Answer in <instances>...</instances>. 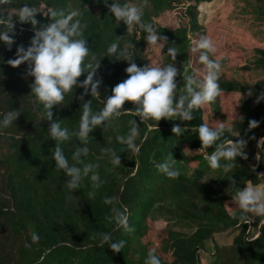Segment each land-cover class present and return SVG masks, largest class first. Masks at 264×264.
I'll list each match as a JSON object with an SVG mask.
<instances>
[{"label": "trees", "instance_id": "16d2710c", "mask_svg": "<svg viewBox=\"0 0 264 264\" xmlns=\"http://www.w3.org/2000/svg\"><path fill=\"white\" fill-rule=\"evenodd\" d=\"M213 0H148L144 7L146 22H151L162 36L168 40L163 48L158 44L163 66L171 64L167 56L168 46L177 50L180 63L179 84L184 94V78L192 75L203 79L206 68L199 63L200 50H194V41L206 35L198 19V6ZM264 9V0H253ZM111 0H109V3ZM141 3V0H133ZM27 3L36 7L40 13L36 19L40 25H46L50 18L42 13V7L57 10L79 9L91 55L100 60L94 80H100V97L85 96L80 100L83 89L77 88L66 95L62 106H54L53 121L61 122L71 132L79 128L81 108L84 102L92 99L93 111H99L111 94L112 89L127 78L126 61H114L106 54L107 47L120 38L121 47L131 54L133 63L138 67L151 65L154 61L147 51L150 44L145 40L146 33L137 26L128 29L120 22L116 23L103 0H3L16 15L17 10ZM175 13L179 25L169 29L157 23L164 14ZM264 13V12H263ZM135 29V31H132ZM14 44L11 50L0 42V114L9 110L21 111V115L10 128L0 133V264H145L150 250L160 257L162 264H202L200 251L205 249V242L216 234H222L238 228L243 223L239 218L243 213L239 207L232 213L227 206L233 204V192L229 191V177L233 176L237 187L264 185V151L261 166L253 171L247 165H241L237 157L236 166L229 173L223 169H211L205 157L213 148H201L196 129L201 124L215 127L223 124L225 135L234 142L236 136L247 140L251 150L256 149L258 139L264 135V101L255 103L257 96L264 91V79L252 82H240L226 78L220 73L221 95H241L237 112L239 119L228 124L229 115L220 101L198 110H194L192 121L180 120L158 122V130L149 128L155 121L140 123L139 117L129 113L119 118L116 127L103 131V126L90 133L89 155L85 162L98 163V172L105 181L96 190L94 198H89L92 191L90 182L85 180L81 189L72 195L65 187L66 177L55 169L52 153L55 142L48 135L49 122L42 115L34 98L30 96V84L33 78L26 75L28 66L22 64L12 68L7 64L16 58L19 46L27 48L34 35L29 24L15 21ZM132 42L134 48L128 47ZM167 43V42H164ZM173 44V45H172ZM254 51L253 67L264 73V47L251 46ZM226 54V53H225ZM160 56V57H159ZM218 54L213 59L221 60ZM228 60L226 56L222 60ZM91 56L86 58V63ZM248 70V68L244 69ZM87 73L78 78L83 81ZM252 96H247L249 91ZM135 105L126 102L124 110H134ZM134 119L139 129L136 143L140 146L139 154L123 151L124 146L116 142V135L126 134ZM255 120L259 127L248 130V122ZM175 124L184 127L180 136L173 135ZM255 137V139H251ZM76 136L61 145L66 157L72 162V153L78 144ZM114 149L121 166L113 167L103 148ZM176 160L174 168L180 172L178 178H168L156 165ZM223 163V161H222ZM263 175L260 176V173ZM207 180H203L204 178ZM105 196L114 197L117 206L128 211V223L132 232L110 222V206L103 204ZM264 217L253 218L252 223ZM167 225L158 228L157 224ZM249 224L242 225V231L229 246H214V260L210 264H264V228L261 236L251 242L245 241ZM39 236L32 243L31 235ZM104 233L111 235L113 242L126 241L121 252L114 253L102 242ZM31 244L26 247L25 244Z\"/></svg>", "mask_w": 264, "mask_h": 264}, {"label": "clouds", "instance_id": "9594fccd", "mask_svg": "<svg viewBox=\"0 0 264 264\" xmlns=\"http://www.w3.org/2000/svg\"><path fill=\"white\" fill-rule=\"evenodd\" d=\"M103 2L116 23L123 22L127 26V31L137 26L147 34L145 36L147 44L154 46L162 44L163 48L168 45L167 38L162 36L151 22L143 19L144 7L148 5V0H141L139 4L133 0H111L110 3L109 0H103ZM0 5H3V0H0ZM6 11L7 15H5ZM40 12L27 3L17 10L15 16L10 15L7 9L0 8V42L11 50L15 42L16 20L21 24L31 25L34 30L30 46L17 47L16 58L8 60L7 64L14 69L22 64L28 66L26 75L33 78L30 84V96L34 98L38 108L42 107V115L49 122L47 132L51 140L55 142V151L51 154L52 160L55 163V169L62 171L66 177L65 187L71 195L74 191L81 189L84 181L88 180L92 189L88 196L94 198L96 190L105 183L97 171L100 165L85 162V158L89 155L88 145L92 139L89 134L97 128L103 126V131L114 129L119 118L129 113L133 114V117H139L140 123L143 124L147 121H155V124H149L148 127L156 130H158V122L162 119L168 121L179 119L181 123L192 121L194 110L211 104L223 91L218 82L223 66L218 60L212 58L217 52V47L213 39L207 35L194 41V50H200L199 63L205 66L206 74L202 80L192 75L186 76L183 85L184 94L178 97L176 83L178 71L174 64L163 67L146 64L138 67L132 62L131 54L121 47V37L117 36V39L107 47L104 57L107 56L114 61L128 62L129 66L125 69L127 78L112 89V94L103 101L99 111H93L92 99L84 102L80 111L79 128L70 133L67 127H62L61 122L53 121L51 110L54 106H62L66 95L73 93L77 88L84 90L79 97L82 101L88 95L100 97L98 88L101 81L94 80L100 67V60L96 61L95 56L91 55L92 50L88 47L87 38L84 35L87 25L82 22V13L79 9L65 11L48 8L44 15L50 18V22L38 27L39 21L36 17ZM127 46L134 48L130 41ZM166 55L175 61L176 48L168 46ZM90 56L91 60L86 63V58ZM85 73H87L86 78L78 82V78ZM252 95L250 90L247 96ZM261 101H264V91L257 96L255 103L259 104ZM126 102L135 105L134 110L122 111ZM21 114L20 110H9L0 114V133L15 124ZM128 124L130 127L127 133L116 135L115 140L124 146L123 151L138 155L140 146L136 141L140 134V127L134 119L129 120ZM257 127H259L258 121L248 122L249 131ZM171 131L173 135L180 136L184 132V127L175 124ZM196 131L201 148L209 149L214 146V150L210 153L206 151L204 157L211 169H223V172L227 174L237 165V157L243 160L248 159L245 151L248 141L238 139L234 142L229 139L225 135L227 130L222 123L215 127L201 124ZM73 135L77 137L79 143L74 146L75 150L70 163L61 145L71 141ZM239 135L240 133L237 136ZM257 147L264 151V137L257 142ZM102 152L113 167L121 166V159L114 149L106 147L102 149ZM255 159L259 161L261 156L258 154ZM175 162L176 160L172 157L170 160L157 164L156 167L168 178H178L180 172L174 168ZM228 181L229 191L233 192L232 200L243 213L251 214L241 215L239 218L243 222L241 224L250 223L253 218L264 217V186L252 185L249 182L248 185L240 188L237 187L233 176L229 177ZM102 202L110 206V215L107 217L110 222L125 232L134 231L128 223L126 207L117 206L114 197L105 196ZM259 225L264 228V219L259 221ZM260 235L261 233H257L256 238L258 239ZM101 239L114 253L121 252L126 244L124 240L113 242L108 233L102 234ZM38 240L39 236L33 233L32 243ZM25 246L31 247V244L26 243ZM145 264H162V262L155 251L150 250Z\"/></svg>", "mask_w": 264, "mask_h": 264}, {"label": "rangeland", "instance_id": "374dc122", "mask_svg": "<svg viewBox=\"0 0 264 264\" xmlns=\"http://www.w3.org/2000/svg\"><path fill=\"white\" fill-rule=\"evenodd\" d=\"M212 2L211 4L203 3L198 6V19L206 35L213 39L217 47V52L215 54L221 57L219 62L223 66L221 71L222 74H225L228 79L240 82H252L264 79V73L256 71L253 67L255 56L254 51L250 48L253 45L258 46V44H264V9L253 0H213ZM0 8L7 9L10 15L14 14V12L4 4L0 5ZM46 11L47 8L42 7V13L44 14ZM7 14L6 11L5 15ZM157 23L169 29H176L177 25H179L174 12L162 15L157 20ZM132 31H135V29H132ZM221 51L224 52V55ZM147 53L152 60H154L151 62L150 66L162 67L163 61L161 57L160 59L157 58V55L160 53L159 45H151ZM223 56H226L228 60L226 61L225 58V62H223ZM171 64H174L178 71L176 77L177 83L180 68L178 58L176 57L175 61L172 60ZM246 68H248V70H244ZM178 90L179 87L177 84V91ZM221 97L223 107L230 116L228 123L234 120V118L238 119L236 111L239 106L241 95L238 94L234 96L232 94H227ZM238 139L242 138L238 137ZM245 151L248 160L254 162L256 160L255 151L250 150L248 147H246ZM205 179L207 180L206 177L203 180ZM237 207L238 206L229 204L227 209L231 212L235 209L237 210ZM165 225H167L165 222H160L157 224V227L163 228ZM257 229V223L253 225L251 229L247 228L249 232H246L245 238L247 237V240H253L257 235ZM241 231L242 227L239 226L231 230L228 234L225 233L216 236L213 242H206L205 249L199 253L202 264H210L213 262L212 259H214L213 255L215 254L214 246L223 247L226 245L225 242L223 243L222 241L223 236L225 241H227L228 239L238 236Z\"/></svg>", "mask_w": 264, "mask_h": 264}, {"label": "crops", "instance_id": "0c3cea01", "mask_svg": "<svg viewBox=\"0 0 264 264\" xmlns=\"http://www.w3.org/2000/svg\"><path fill=\"white\" fill-rule=\"evenodd\" d=\"M211 3H213V2H211ZM210 3V4H211ZM203 4V3H202ZM204 4H208V3H204ZM259 45H262V46H260V47H263L264 46V44H258V46ZM221 52H223V51H221ZM223 55H224V52L222 53ZM160 57V56H159ZM218 60V59H217ZM223 62H225V61H223ZM221 74H222V72H221ZM223 75V74H222ZM225 75V74H224ZM226 76V75H225ZM227 77V76H226ZM177 84H178V87H179V90L177 91V93L179 94V93H181V91H182V89H181V87H180V84H179V80L177 81ZM228 95H231V94H228ZM232 95H234V96H237L238 94H235V93H232ZM222 95H220V101H221V97ZM222 102V101H221ZM204 107V106H203ZM238 108V107H237ZM228 114V113H227ZM236 114H237V116H238V119H239V115H238V112L236 111ZM230 117V116H229ZM234 120H237V119H235L234 118ZM229 125H230V122L228 123ZM239 137V136H238ZM238 137H236V139L238 140ZM241 138V137H240ZM259 140V139H258ZM247 147L249 148V146L247 145ZM250 149V148H249ZM251 150V149H250ZM252 151H255V153H256V156L258 155V153H257V144H256V149L255 150H252ZM260 156H261V159L258 161V160H255L254 162H251V161H249L248 159L247 160H243V159H241L240 158V162H241V165H247L250 169H252L253 171H256L260 166H261V164H262V161H263V151H261V154H260ZM243 161V162H242ZM243 163V164H242ZM263 175V172H261L260 173V176H262ZM262 186H264V185H262ZM236 210V209H235ZM231 213H232V211H231ZM259 221L260 220H258V222H255L254 224L252 223V221L250 222L251 224H252V226L253 225H255L256 223L258 224V227H259ZM250 224V225H251ZM242 225L243 224H241L240 225V227H242ZM249 225V226H250ZM239 227V226H238ZM258 230V229H257ZM230 231H228V232H225V233H229ZM225 233H222V234H216L214 237H213V239L212 240H209L210 242L212 241H214V238L216 237V236H220V235H223V234H225ZM258 233V232H257ZM235 237H233V238H231V239H228L227 241H225V238H224V236L222 237V241H223V243L225 242V246H229V245H231L232 244V241H233V239H234ZM206 242H208V241H206ZM205 242V243H206ZM214 256V255H213ZM212 260H214V259H212Z\"/></svg>", "mask_w": 264, "mask_h": 264}, {"label": "water", "instance_id": "95a60500", "mask_svg": "<svg viewBox=\"0 0 264 264\" xmlns=\"http://www.w3.org/2000/svg\"><path fill=\"white\" fill-rule=\"evenodd\" d=\"M262 137H264V135H263ZM262 137H260L259 140H260ZM259 140H258V141H259ZM257 153H258L259 155L261 154V149L258 148V147H257ZM249 224H251V223H249ZM248 232H249V231H248ZM258 233H261V234H262V227H261L260 225H259V227H258ZM247 235H248V234H247ZM260 236H261V235H260ZM260 236H259V237H260ZM256 237H257V235H256ZM256 237L253 238V240H247V237H246V238H245V241H246V242L254 241V240L257 239Z\"/></svg>", "mask_w": 264, "mask_h": 264}, {"label": "built area", "instance_id": "2783aa9c", "mask_svg": "<svg viewBox=\"0 0 264 264\" xmlns=\"http://www.w3.org/2000/svg\"><path fill=\"white\" fill-rule=\"evenodd\" d=\"M249 224V223H248ZM250 225V224H249ZM251 227H252V224L249 226V228L251 229Z\"/></svg>", "mask_w": 264, "mask_h": 264}]
</instances>
